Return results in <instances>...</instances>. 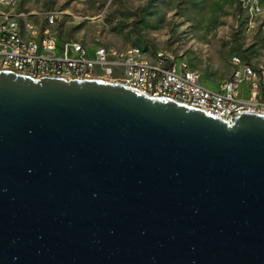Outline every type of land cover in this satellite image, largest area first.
<instances>
[{
    "label": "water",
    "instance_id": "obj_1",
    "mask_svg": "<svg viewBox=\"0 0 264 264\" xmlns=\"http://www.w3.org/2000/svg\"><path fill=\"white\" fill-rule=\"evenodd\" d=\"M0 264H264V114L0 71Z\"/></svg>",
    "mask_w": 264,
    "mask_h": 264
},
{
    "label": "built area",
    "instance_id": "obj_2",
    "mask_svg": "<svg viewBox=\"0 0 264 264\" xmlns=\"http://www.w3.org/2000/svg\"><path fill=\"white\" fill-rule=\"evenodd\" d=\"M19 0H0V71L61 79H98L176 101L231 121L236 115L264 114V63L257 65L239 55L230 58L231 72L215 90L203 86L200 73L184 57L165 50L148 56L137 46L88 49L79 42L61 43L47 27H40L16 11ZM246 29L255 28L263 13L258 0H240ZM55 12L45 13L47 25ZM264 30V18L261 22ZM41 28V29H40Z\"/></svg>",
    "mask_w": 264,
    "mask_h": 264
},
{
    "label": "rangeland",
    "instance_id": "obj_3",
    "mask_svg": "<svg viewBox=\"0 0 264 264\" xmlns=\"http://www.w3.org/2000/svg\"><path fill=\"white\" fill-rule=\"evenodd\" d=\"M258 1L263 13L251 30L240 0H20L16 11L49 28L58 52L64 42L90 50L141 45L148 56L165 50L184 57L201 84L215 90L230 75L232 55L264 63V0ZM46 12L56 13L53 24L45 22Z\"/></svg>",
    "mask_w": 264,
    "mask_h": 264
},
{
    "label": "trees",
    "instance_id": "obj_4",
    "mask_svg": "<svg viewBox=\"0 0 264 264\" xmlns=\"http://www.w3.org/2000/svg\"><path fill=\"white\" fill-rule=\"evenodd\" d=\"M263 40H264V37H263ZM142 51H146V46H141V45H139L138 46ZM243 56V59L245 60V61H248V62H250V60H248L249 59V55H242Z\"/></svg>",
    "mask_w": 264,
    "mask_h": 264
},
{
    "label": "crops",
    "instance_id": "obj_5",
    "mask_svg": "<svg viewBox=\"0 0 264 264\" xmlns=\"http://www.w3.org/2000/svg\"><path fill=\"white\" fill-rule=\"evenodd\" d=\"M19 5H20V0H19V2H18L17 6H16V10H17V8H18Z\"/></svg>",
    "mask_w": 264,
    "mask_h": 264
}]
</instances>
